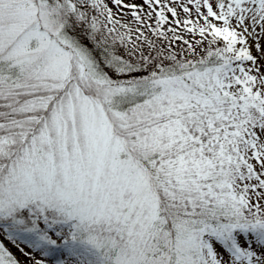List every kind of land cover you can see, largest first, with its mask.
<instances>
[{
    "label": "snow or ice",
    "instance_id": "6c2138e0",
    "mask_svg": "<svg viewBox=\"0 0 264 264\" xmlns=\"http://www.w3.org/2000/svg\"><path fill=\"white\" fill-rule=\"evenodd\" d=\"M261 39L264 0H0L5 237L53 264H264Z\"/></svg>",
    "mask_w": 264,
    "mask_h": 264
},
{
    "label": "rangeland",
    "instance_id": "374dc122",
    "mask_svg": "<svg viewBox=\"0 0 264 264\" xmlns=\"http://www.w3.org/2000/svg\"><path fill=\"white\" fill-rule=\"evenodd\" d=\"M125 2H126V3H137V4H140V3L143 2V0H125ZM210 2L213 3V5L215 6V0H210ZM109 6H110V7H113V11H114V12L117 11V9H116L111 3H109ZM171 6L175 7L176 5H175V4H171ZM189 7H192V6L189 5ZM145 11H147V7H146V6H145ZM177 11H178V14H179V18H180L181 20L187 18L186 14L183 13V11H182L181 9L177 8ZM201 11L204 12V13L206 14V9H204L203 7L201 8ZM124 12H125V13H128V14L124 17V20H125V21H131V20H132V17H131V15H130V11H129L128 9L125 8V9H124ZM193 12H194V9H193ZM166 14L168 15L169 20L171 21V20L173 19L172 16H171V14H170V13H166ZM192 18L195 19V18H196L195 15H194ZM153 21H154V18H153L152 21H149V22L153 24ZM201 23H202V20H201ZM171 26H172V27H176L175 24H172ZM167 27H169V25H167V24L164 25V28H165V29H166ZM177 31H178V33L184 35V38H185V39H188V40H190V41L193 39V37H192L190 34H188V33H186V32H183L182 29L178 28ZM169 35H171V33H170ZM195 38H196V39H199V35H198V33H197V35H196ZM164 43L166 44L167 42H164ZM176 43H177L178 47H176L175 50L179 51V45H182V44H181L180 41H177ZM203 45H204V46H207V42H205ZM260 45H261V48H264V39H261V40H260ZM182 46H183V45H182ZM185 47H186V46H185ZM252 53H253V55L257 56L258 60H261V63H262V64H264V57H262V53H261V52L256 51L255 47H253V49H252ZM261 71L264 72V67L261 68ZM0 232H1L0 235H3V234H4L2 230H0ZM53 238H55V236H53ZM18 242H19V245H20L21 250L23 251V253H24L26 256H29V257H30V261L34 262L35 260H44V261H45V264H53V260H52L51 258H45V257H43V256L41 255V253H40L39 251H35V250L31 249V248H30L27 244H25V243H22V242H20V241H18ZM58 242H59V241H58ZM0 243H3L2 239H1V236H0ZM59 255H60L61 257H63V256H65L66 254H64V253H60ZM70 264H71V262H70Z\"/></svg>",
    "mask_w": 264,
    "mask_h": 264
},
{
    "label": "trees",
    "instance_id": "16d2710c",
    "mask_svg": "<svg viewBox=\"0 0 264 264\" xmlns=\"http://www.w3.org/2000/svg\"><path fill=\"white\" fill-rule=\"evenodd\" d=\"M155 23V21H153V24ZM85 43H87V41H85ZM182 46V45H179ZM207 46L202 45L201 47L197 48V52L203 56L205 53L203 52V48H205ZM180 50V47H179ZM177 51V50H176ZM1 233V232H0ZM1 239L3 241L4 246L6 247V249L12 253V255L17 259V261L19 262V264H34V262L30 261V257L26 256L23 251L21 250V247L19 245V242L17 241L16 243L11 242L9 239H7L5 237V235H0Z\"/></svg>",
    "mask_w": 264,
    "mask_h": 264
}]
</instances>
